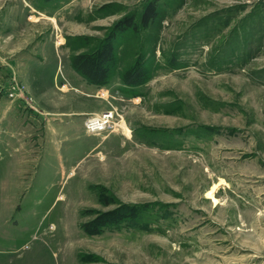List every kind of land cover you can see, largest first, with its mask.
Here are the masks:
<instances>
[{
    "label": "rangeland",
    "instance_id": "rangeland-1",
    "mask_svg": "<svg viewBox=\"0 0 264 264\" xmlns=\"http://www.w3.org/2000/svg\"><path fill=\"white\" fill-rule=\"evenodd\" d=\"M0 264H264V0H0Z\"/></svg>",
    "mask_w": 264,
    "mask_h": 264
},
{
    "label": "trees",
    "instance_id": "trees-1",
    "mask_svg": "<svg viewBox=\"0 0 264 264\" xmlns=\"http://www.w3.org/2000/svg\"><path fill=\"white\" fill-rule=\"evenodd\" d=\"M157 16V9L154 2L148 3L146 8L144 9V12L141 15V23L143 26H148L151 21H153ZM121 23V22H120ZM125 27H132L137 28L138 25L136 22H134L133 18L128 20L125 24ZM112 52V50L109 51V53Z\"/></svg>",
    "mask_w": 264,
    "mask_h": 264
},
{
    "label": "bare ground",
    "instance_id": "bare-ground-1",
    "mask_svg": "<svg viewBox=\"0 0 264 264\" xmlns=\"http://www.w3.org/2000/svg\"><path fill=\"white\" fill-rule=\"evenodd\" d=\"M97 122L95 121L94 123H93V125L92 126H96L97 124H96ZM218 184V183H217ZM217 184H214V186L212 187V189H210L209 191H208V196H210L211 198H213L214 200H217V198H216V196L214 195V191H215V189L217 188Z\"/></svg>",
    "mask_w": 264,
    "mask_h": 264
},
{
    "label": "built area",
    "instance_id": "built-area-1",
    "mask_svg": "<svg viewBox=\"0 0 264 264\" xmlns=\"http://www.w3.org/2000/svg\"><path fill=\"white\" fill-rule=\"evenodd\" d=\"M109 118H110V116L108 117L107 115H106V119L107 120H105L106 121V123H107V121L109 120ZM100 122V121H99ZM97 125L99 124L98 122L96 123ZM93 125V124H92ZM97 125L95 126V127H97ZM102 125V124H101ZM101 125H98V127L99 126H101ZM90 127V126H89ZM94 126H91L90 128H93ZM104 126H102V127H100V128H103Z\"/></svg>",
    "mask_w": 264,
    "mask_h": 264
}]
</instances>
